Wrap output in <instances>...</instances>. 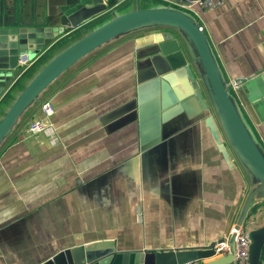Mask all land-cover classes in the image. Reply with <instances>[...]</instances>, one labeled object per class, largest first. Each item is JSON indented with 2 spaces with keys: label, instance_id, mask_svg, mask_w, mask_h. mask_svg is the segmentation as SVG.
<instances>
[{
  "label": "crops",
  "instance_id": "1",
  "mask_svg": "<svg viewBox=\"0 0 264 264\" xmlns=\"http://www.w3.org/2000/svg\"><path fill=\"white\" fill-rule=\"evenodd\" d=\"M60 3L0 0V27L43 20ZM162 3L143 0L142 7ZM179 9L203 26L225 81L244 79L233 92L264 152V0ZM161 52L171 69L153 76L150 65L139 82V65ZM41 60L23 75L32 78ZM199 72L179 31L156 25L104 44L60 75L0 145V264H41L105 239L123 252L210 247L227 235L256 183ZM0 98V106L9 99ZM46 101L55 109V140L27 131L44 117ZM251 215L250 229L264 226V200Z\"/></svg>",
  "mask_w": 264,
  "mask_h": 264
},
{
  "label": "water",
  "instance_id": "2",
  "mask_svg": "<svg viewBox=\"0 0 264 264\" xmlns=\"http://www.w3.org/2000/svg\"><path fill=\"white\" fill-rule=\"evenodd\" d=\"M142 1L61 0L59 6L43 20L4 23V27H0V95L5 92L9 97L0 106L5 111L0 119V145L27 110L41 100L44 91L82 58L138 29L156 25L173 27L191 49L210 102L228 139L256 183L243 216L235 226L239 228L249 216L251 207L264 200V197L258 198L259 192L264 189V152L244 120L229 82L225 81L217 66L201 24L192 15L179 9L189 8L198 0H164V3L150 8H143ZM130 4H136L135 9L114 14L120 10V6ZM108 12L114 14L112 19L85 31L87 25ZM76 31H81L80 35ZM165 36L175 39L172 34ZM59 40L60 44L54 46ZM51 47L52 52L41 58L39 54H44ZM158 56L139 65V82L145 80L143 75L150 65L155 67L153 76L164 73L165 68L171 69L167 67L165 54L161 52ZM22 59H42L36 67L38 72L32 78L26 74L20 75L22 69L19 62ZM27 79L29 81L25 83ZM250 238V263L264 264V226L251 230ZM231 244L235 246L234 235ZM233 257L234 254L217 256L211 246L120 252L114 240L105 239L61 250L41 264H182L202 260L204 264H228Z\"/></svg>",
  "mask_w": 264,
  "mask_h": 264
},
{
  "label": "built area",
  "instance_id": "3",
  "mask_svg": "<svg viewBox=\"0 0 264 264\" xmlns=\"http://www.w3.org/2000/svg\"><path fill=\"white\" fill-rule=\"evenodd\" d=\"M221 0H198L199 7H214L219 4ZM201 29L203 26L201 25ZM21 64H25L22 69L21 74H24L28 68L35 62V60L29 61L26 59L20 60ZM241 81L239 79H233L229 82V85L233 91L240 87ZM42 111L44 117L41 119L33 120L27 127V131L31 134H37L44 132L50 136L53 140L56 139L54 129L49 122V118L55 113L53 105L46 101L42 104ZM256 220L253 215L247 217L245 222L239 228H233L231 231L225 235L223 238L215 241L211 247L215 250L217 256H226L229 254H234L233 260L228 264H251L250 263V248L252 240L250 238V229L248 225H252ZM235 237V246L231 244V238ZM206 248V247H205ZM182 264H204V261L188 262Z\"/></svg>",
  "mask_w": 264,
  "mask_h": 264
},
{
  "label": "rangeland",
  "instance_id": "4",
  "mask_svg": "<svg viewBox=\"0 0 264 264\" xmlns=\"http://www.w3.org/2000/svg\"><path fill=\"white\" fill-rule=\"evenodd\" d=\"M52 9H53V8H52ZM52 11H53V10H52ZM122 12H124V9L117 10V12L114 13V14H120V13H122ZM114 14H109V15L105 16L103 19H101V20L98 21L97 23L92 24L91 26H89L88 28H86L85 31L88 30V29H90V28L96 27V26H98V25H100V24H102V23H105L106 21L112 19V16H113Z\"/></svg>",
  "mask_w": 264,
  "mask_h": 264
},
{
  "label": "bare ground",
  "instance_id": "5",
  "mask_svg": "<svg viewBox=\"0 0 264 264\" xmlns=\"http://www.w3.org/2000/svg\"><path fill=\"white\" fill-rule=\"evenodd\" d=\"M264 197V189H262L259 194H258V198Z\"/></svg>",
  "mask_w": 264,
  "mask_h": 264
},
{
  "label": "trees",
  "instance_id": "6",
  "mask_svg": "<svg viewBox=\"0 0 264 264\" xmlns=\"http://www.w3.org/2000/svg\"><path fill=\"white\" fill-rule=\"evenodd\" d=\"M262 259L264 260V249H263V252H262Z\"/></svg>",
  "mask_w": 264,
  "mask_h": 264
}]
</instances>
